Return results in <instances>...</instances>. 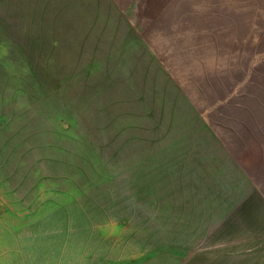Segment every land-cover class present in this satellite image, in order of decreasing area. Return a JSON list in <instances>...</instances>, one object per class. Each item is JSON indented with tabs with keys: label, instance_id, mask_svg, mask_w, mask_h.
<instances>
[{
	"label": "rangeland",
	"instance_id": "rangeland-1",
	"mask_svg": "<svg viewBox=\"0 0 264 264\" xmlns=\"http://www.w3.org/2000/svg\"><path fill=\"white\" fill-rule=\"evenodd\" d=\"M158 3L0 0V264H264V0Z\"/></svg>",
	"mask_w": 264,
	"mask_h": 264
},
{
	"label": "crops",
	"instance_id": "crops-1",
	"mask_svg": "<svg viewBox=\"0 0 264 264\" xmlns=\"http://www.w3.org/2000/svg\"><path fill=\"white\" fill-rule=\"evenodd\" d=\"M188 2L189 0H159V6L170 7L167 14H164V20L161 18L160 22L165 23L173 21L175 23L176 21L177 24H181L184 21V17L189 13H192L194 7H196V5L188 4ZM198 6L196 7V10L194 9V12L197 11ZM166 16H168L169 19L166 18Z\"/></svg>",
	"mask_w": 264,
	"mask_h": 264
}]
</instances>
